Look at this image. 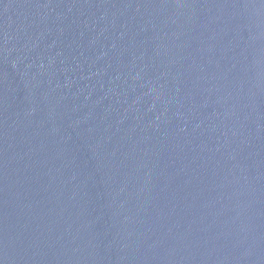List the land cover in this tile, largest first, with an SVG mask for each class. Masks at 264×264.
<instances>
[{
	"label": "water",
	"instance_id": "1",
	"mask_svg": "<svg viewBox=\"0 0 264 264\" xmlns=\"http://www.w3.org/2000/svg\"><path fill=\"white\" fill-rule=\"evenodd\" d=\"M0 264H264V0H0Z\"/></svg>",
	"mask_w": 264,
	"mask_h": 264
}]
</instances>
